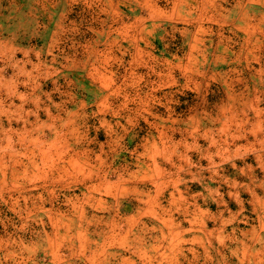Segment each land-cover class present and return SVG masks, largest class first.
I'll return each mask as SVG.
<instances>
[{
  "label": "rangeland",
  "instance_id": "374dc122",
  "mask_svg": "<svg viewBox=\"0 0 264 264\" xmlns=\"http://www.w3.org/2000/svg\"><path fill=\"white\" fill-rule=\"evenodd\" d=\"M0 264H264V0H0Z\"/></svg>",
  "mask_w": 264,
  "mask_h": 264
}]
</instances>
